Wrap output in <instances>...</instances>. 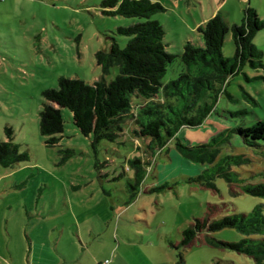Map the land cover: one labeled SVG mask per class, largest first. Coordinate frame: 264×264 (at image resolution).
<instances>
[{
  "label": "rangeland",
  "instance_id": "374dc122",
  "mask_svg": "<svg viewBox=\"0 0 264 264\" xmlns=\"http://www.w3.org/2000/svg\"><path fill=\"white\" fill-rule=\"evenodd\" d=\"M101 1L0 0V141L9 140V127L11 142L27 156L13 166L0 165L3 234L7 235V220L30 218L37 223V214L51 209L57 213L48 214L45 223L80 224L84 239L83 228L93 229L100 250L110 245L113 253L121 245L119 251L128 249L140 264H255L251 256L218 243L247 236L234 227L202 231L187 245L181 243V232L196 218L264 213V197L241 192L236 182H264V144L247 146L231 132L264 120V27L252 37L261 65L252 67L246 61L229 76L225 92H220L203 122L177 132L179 142L189 146L211 143L221 133L225 141L181 153L173 139L155 157L158 167L144 168V179L134 189L137 195L130 197L129 183H135V175L128 160H152L145 154L148 139L131 132L133 123L125 125L114 141L94 142L62 107L63 130L55 143H47L39 129L43 90L57 87L60 76L108 82L119 72L117 64L104 71L97 53L109 51L112 42L124 47L129 36L118 27L135 18L105 14ZM154 1L164 10L151 18L164 28L166 50L177 55L167 66L163 83L184 70L179 55L186 42L203 45L197 26L212 15L220 13L229 25L238 24L249 5L264 19V0ZM234 51L229 31L222 54L232 57ZM227 155L239 157L228 162Z\"/></svg>",
  "mask_w": 264,
  "mask_h": 264
},
{
  "label": "trees",
  "instance_id": "16d2710c",
  "mask_svg": "<svg viewBox=\"0 0 264 264\" xmlns=\"http://www.w3.org/2000/svg\"><path fill=\"white\" fill-rule=\"evenodd\" d=\"M101 6L105 14L135 18L134 22L118 27L120 33L129 36L124 47L112 42L109 51L97 53L104 71L117 64L118 74L108 82L101 78L92 83L60 76L57 87L43 90L45 101L39 112V129L47 137V143H55L57 134L63 130L62 107L70 110L73 123L94 142L102 139L114 141L125 125L133 123L131 132L136 137L148 139L145 154L152 157L151 161L141 157L128 160L135 175V183H129L130 197H133L137 193L135 186H140L144 179V168L155 167V157L173 139L181 153L183 150H207L212 143L217 147L225 141L224 133H221L212 137L211 143L189 146L179 142L177 132L181 127L203 122L220 92H225L229 76L238 73L246 61L252 67L261 65V52L252 44V37L264 27V19H260L249 5L244 8L238 24L229 25L220 13L212 15L197 26L203 45L186 42L179 55L184 70L176 78L163 83L166 68L177 55L166 50L164 28L157 19L151 18L164 10L161 3L154 0H102ZM229 31L235 51L232 57H225L222 45ZM208 91L214 93L208 94ZM226 94L229 96L228 92ZM6 131L9 140L0 141V165L5 167L27 158L11 142V129L6 127ZM231 132L238 134L247 146L264 144V120L246 127L238 126ZM236 157L239 156L227 155L225 159L228 158L229 162ZM236 182L241 192L264 197V182ZM223 227H234L247 236L238 241L219 240L221 246L251 256L255 264H264V213L259 210L248 214H225L211 220L196 218L182 230L181 243L187 245L198 233Z\"/></svg>",
  "mask_w": 264,
  "mask_h": 264
},
{
  "label": "crops",
  "instance_id": "0c3cea01",
  "mask_svg": "<svg viewBox=\"0 0 264 264\" xmlns=\"http://www.w3.org/2000/svg\"><path fill=\"white\" fill-rule=\"evenodd\" d=\"M50 213L57 211L42 209L37 214L40 219L37 223L30 218L27 222L13 223L6 219L7 235L0 226V264H140L138 258L128 255V249L119 251L120 241L113 253L110 245L100 250L102 245L95 239L93 229L87 232V227L83 228L84 239L80 224L70 228L64 223H45L43 219ZM114 240H118L117 236Z\"/></svg>",
  "mask_w": 264,
  "mask_h": 264
}]
</instances>
